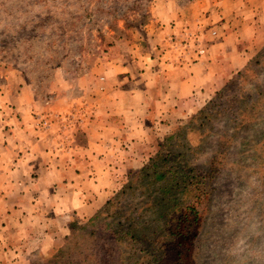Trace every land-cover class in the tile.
<instances>
[{"label": "rangeland", "instance_id": "374dc122", "mask_svg": "<svg viewBox=\"0 0 264 264\" xmlns=\"http://www.w3.org/2000/svg\"><path fill=\"white\" fill-rule=\"evenodd\" d=\"M235 1L0 0V136L15 127L19 88L44 100L64 79H98L111 48L141 63L138 48L155 63L198 62L224 37ZM262 39L96 214L74 218L58 246L22 264H264Z\"/></svg>", "mask_w": 264, "mask_h": 264}, {"label": "crops", "instance_id": "0c3cea01", "mask_svg": "<svg viewBox=\"0 0 264 264\" xmlns=\"http://www.w3.org/2000/svg\"><path fill=\"white\" fill-rule=\"evenodd\" d=\"M232 3L227 32L196 63L147 61V50L138 48L141 63L111 48L98 79H64L44 100L18 89L15 127L0 136V264H22L58 246L74 218L96 214L178 121L194 116L248 64L264 37V0ZM182 13L171 16L177 28ZM38 118L46 119L45 130L35 126Z\"/></svg>", "mask_w": 264, "mask_h": 264}]
</instances>
